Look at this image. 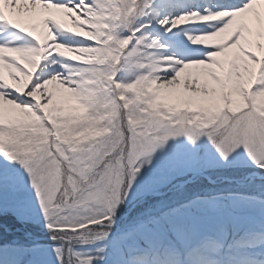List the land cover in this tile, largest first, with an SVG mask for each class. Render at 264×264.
<instances>
[{
	"label": "rangeland",
	"instance_id": "374dc122",
	"mask_svg": "<svg viewBox=\"0 0 264 264\" xmlns=\"http://www.w3.org/2000/svg\"><path fill=\"white\" fill-rule=\"evenodd\" d=\"M122 1L104 0L119 13ZM127 2L129 12L133 0ZM253 13L204 38L216 50L192 56L172 40L204 37L192 26L197 16L185 17L187 24L163 38V46L153 40L169 33L156 25L129 48L124 16L115 35L107 31L110 20L96 11L93 30L71 16L48 22L15 13L32 30L16 38L30 47L0 60V89L21 96L45 48L59 55L42 63L49 70L104 64L90 67L102 76L78 72V87L40 92L37 101L47 100L42 107L1 100L0 216L26 220L39 239L0 244V264H151L153 252L168 250L172 264H183L180 249L200 245L196 255L208 252L211 264H226L233 251L242 264L251 256L264 258V180L224 194L212 183L199 189L198 176L264 174V38L250 30L249 44L238 39L224 46L238 18L246 30ZM119 19L117 14L116 28ZM67 35L79 39L67 44ZM219 148L232 150L225 157ZM188 178L193 182L177 191L149 196ZM136 200L142 205L136 224L112 234Z\"/></svg>",
	"mask_w": 264,
	"mask_h": 264
},
{
	"label": "bare ground",
	"instance_id": "6f19581e",
	"mask_svg": "<svg viewBox=\"0 0 264 264\" xmlns=\"http://www.w3.org/2000/svg\"><path fill=\"white\" fill-rule=\"evenodd\" d=\"M19 0H14L12 5L13 8L17 6ZM85 2V0H84ZM162 2L165 3L166 6V0H162ZM66 5L67 11L70 13L71 17L74 20H78L79 23L88 28V29H94V25L92 24L93 14L92 11L85 12L83 10L82 6H80V3L77 2V0H66V2H61ZM86 3V2H85ZM5 7L9 6L11 4L10 0L4 1ZM89 5L88 3H86ZM155 6L154 10L156 11ZM26 9V12L29 13V10L26 7V3L20 4V6H17V9L23 10ZM97 8L99 9H108L107 5L101 4ZM160 9V8H159ZM109 10H114L113 7H109ZM160 10H158L157 13ZM155 14L152 15V17H156ZM208 15H205L207 17ZM205 17H202L205 18ZM99 19H101L99 17ZM105 19V18H104ZM246 26L247 29L242 31V34L239 38L240 41H243V43H248L251 38L250 30L253 32V37L262 40L264 38V0H261L257 6L254 9V13L251 17L246 19ZM49 33V30H44L41 34V39H44L45 36ZM249 36V37H248ZM55 48H59V46H55ZM204 63V62H203ZM201 64V63H198ZM197 65V64H195ZM246 73V76L250 73L243 72L242 75ZM73 78L68 76L67 74H61L60 70H52V71H46L44 68L35 69L30 72V79L25 81V91L21 92V96H18L17 93L14 94L10 90H2L0 89V102L4 101L6 103H22L23 105H30L33 103L38 104L39 106H44L43 104L47 103V100H44L43 102L36 100V96L44 91V90H63L65 87H71L75 88L78 87L76 83H73ZM2 100V101H1ZM54 110V109H53ZM55 112L60 111L59 108H56L54 110Z\"/></svg>",
	"mask_w": 264,
	"mask_h": 264
},
{
	"label": "snow or ice",
	"instance_id": "6c2138e0",
	"mask_svg": "<svg viewBox=\"0 0 264 264\" xmlns=\"http://www.w3.org/2000/svg\"><path fill=\"white\" fill-rule=\"evenodd\" d=\"M53 2L61 3L66 2V0H53ZM77 2H79V0H77ZM85 2L88 3L90 7L92 6V0H85ZM166 6L174 5L166 0ZM150 7H152V3H149L148 0H145V4L143 6L140 4V0H133V7L131 11L124 14L125 26L131 27V31L122 33L125 38L129 39V48L133 47V42L139 43L141 38H147L146 34L151 32L153 22L159 26L160 30H163L166 33H172L175 28H178L184 22L185 17L192 15L200 17L201 15L200 12L184 10L182 11L183 15L177 14L172 16H162L157 13L156 17H149L147 9ZM169 25L171 26L169 27ZM153 43H159L163 46V37L159 41L153 40ZM219 150L221 155L226 157L232 149L219 148ZM193 206V204H190L185 207L191 209ZM48 227L52 228L53 225H48ZM5 247L9 246L6 245ZM57 251H59V249H57Z\"/></svg>",
	"mask_w": 264,
	"mask_h": 264
}]
</instances>
